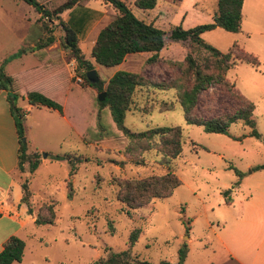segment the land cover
<instances>
[{"label":"rangeland","instance_id":"374dc122","mask_svg":"<svg viewBox=\"0 0 264 264\" xmlns=\"http://www.w3.org/2000/svg\"><path fill=\"white\" fill-rule=\"evenodd\" d=\"M158 3L170 7L165 15L155 19L157 29L163 32V47L157 54L159 62L146 63L150 56L147 53L126 55L115 67L93 64L89 52L96 32L107 21L105 17L78 46L91 61L98 80L106 82L117 71L167 80L171 72L166 62H180L186 54L200 62L209 55L188 40H172L170 32L177 27L187 30L209 24L207 15L213 12L215 0H158ZM0 7L1 56L15 48L13 37L22 31L16 29L20 21L16 19L14 7L5 0H0ZM131 9L133 16L146 23L141 10ZM253 9L244 10L237 33L216 28L200 34L199 40L221 54L235 44L257 58V68L236 63L227 71L225 80L253 105L251 119L259 137H251V129L240 121L229 125L227 135L205 133L199 126L187 125L177 105L170 110H158L160 101H172L171 91L151 94L136 90L123 125L132 132L154 127L181 129V153L169 165L180 184L169 197L153 199L141 208L128 210L127 216L124 206L114 197L115 180L162 175L168 169L152 153L144 154L140 165L125 157L126 140L116 130L108 109L98 104L97 96L101 92L77 75L75 62L67 52L56 43L48 51L47 48L32 51L41 28L36 21L38 15L30 8L28 24L23 21L22 40L28 51L13 62L6 57L0 69L7 75L28 71L24 74L27 82L22 84L24 89L46 78L48 69L43 73L44 69L38 67L49 56L63 60V67L52 78L54 87H44L42 90L46 93L42 95L59 105L64 122L55 112L18 101L23 108L21 139L26 153L36 152L39 159L38 167L31 174H19L21 181L29 183L31 214L35 216L43 204H53L55 215L53 225L29 224L21 231L19 235L25 248L19 264H94L109 253L122 251H127L134 261L150 264L166 261L178 264L180 251L184 252L180 264H228L216 235H221L233 253L260 259L254 247L260 246L264 251V169L254 167L264 165V40L259 35L264 33V6ZM106 13L109 19L115 11L108 5ZM50 29L55 41L62 36L56 22L50 24ZM34 71L37 74L30 75ZM74 76L80 78L79 86L74 84ZM32 91L36 92L34 88ZM235 107V101L224 88L213 86L200 94L195 115L211 119L231 113ZM56 155L76 159L72 177L68 178L67 162L54 159ZM69 180L70 199L65 188ZM237 220H242L240 227L234 223ZM133 229L139 230L138 237L128 248V236ZM179 235L188 237L190 244L186 237L179 240ZM235 238L240 245L235 243Z\"/></svg>","mask_w":264,"mask_h":264},{"label":"trees","instance_id":"16d2710c","mask_svg":"<svg viewBox=\"0 0 264 264\" xmlns=\"http://www.w3.org/2000/svg\"><path fill=\"white\" fill-rule=\"evenodd\" d=\"M28 5L37 15V22L41 28V35L32 47V51L48 48L55 42L51 34L50 24L56 22L62 36L57 39L59 48L69 54L75 62L78 76L85 79V73L93 70L89 59H86L78 47L76 31L67 23L60 20V14L73 7L82 6L87 0H20ZM109 5L115 13L110 20L102 26L94 39L89 52V58L93 64L104 68L118 66L126 55L150 53L146 63L156 64L157 54L163 47V32L152 24H145L136 19L126 4L121 0H101ZM242 0H215V8L211 14L209 24L197 25L187 30L179 27L170 32V38L175 41L188 40L193 45L202 48L209 55L197 62L190 54L183 56L180 62H166L165 65L171 72V78L167 80H154L145 77L141 73H129L124 71L115 72L106 82L98 80L91 86L98 87V92L104 93V99L98 102L101 108L106 107L116 130L126 140L123 154L135 165L143 162V155L152 153L160 157L161 164L168 169L162 175H152L139 179H117L115 180L114 197L117 202L128 210H136L147 205L153 199L167 198L172 191L179 186L180 182L174 175L170 164L175 161L181 153L182 133L178 127H154L140 132L128 130L123 121L125 114L131 110L132 97L135 91L155 93L171 91L172 101H160L158 110L160 112L170 110L177 105L183 114L187 125L201 127L202 131L209 134L227 135L229 125L238 121L251 129L250 136L258 138L254 130V121L251 119L253 105L238 94L234 85L225 80L226 73L236 63L247 64L254 68L259 66L258 61L251 54L240 50L235 44L230 51L221 54L212 47L202 44L199 35L213 29H221L228 33H237L240 29V8ZM155 0H134L132 6L139 10H150L154 7ZM47 33L48 35L44 36ZM48 61V60H47ZM47 61L41 63L38 69L47 67ZM37 70V69H35ZM31 72L30 75L37 74ZM42 72V71H41ZM6 75L0 69V92H5L8 109L13 117L14 128L17 136V172L31 174L39 164L36 152L26 153V146L21 142L23 137L21 121L23 113L18 106L22 99L19 91L25 83L24 74ZM44 73V72H43ZM28 81V80H27ZM27 83V82H26ZM25 83V84H26ZM31 83V81H29ZM219 86L224 88L235 101L236 107L231 113H224L211 119H200L195 115V107L202 92ZM23 99L30 106L44 107L56 111L62 116L61 108L57 103L46 96L28 91ZM56 160H64L69 165L68 178L75 174L76 159L68 156H54ZM255 170H263L264 165L254 167ZM20 188L22 196L20 202L26 206V212L31 214L29 207L28 182L21 181ZM66 197L72 196L71 182H65ZM53 204L41 205L34 216V225L44 226L54 224ZM139 230L133 229L128 236V248H130L138 237ZM24 243L15 236H10L2 244L0 251V264H12L20 262ZM178 264L183 260L184 252H178ZM94 264H150L145 261H134L127 251L109 253L104 259H98ZM161 264H167L161 263Z\"/></svg>","mask_w":264,"mask_h":264},{"label":"crops","instance_id":"0c3cea01","mask_svg":"<svg viewBox=\"0 0 264 264\" xmlns=\"http://www.w3.org/2000/svg\"><path fill=\"white\" fill-rule=\"evenodd\" d=\"M121 1H123L126 4L130 12L133 14L131 8L133 7L132 2L134 0H121ZM5 2L6 4L8 3L12 7H14V11L16 13V19L20 21L19 22L20 24L17 26L16 29L18 30L20 29V31L22 32L21 34H16L15 37H13L14 38L13 44L15 48L12 49L7 55H1L0 63H2V60L5 59L6 57H9L10 59H12L9 62H13L15 60L21 59L23 56L26 55L27 53L26 51H28L27 47H25V45L22 44V40L24 37L23 36L24 35L23 34V21H26V24H28V20H29L28 15H29L30 7L24 4L20 0H5ZM107 6L108 5L104 4L101 0H87L84 3V5L73 7L60 14L59 16L60 20L63 23H67L68 25H70L71 28L76 31V35L78 39L77 40L78 46H81L84 43V41L88 39V36L90 35V32L93 29V27L95 28L97 24H99V22L101 23L102 19H104L105 17L107 18V21L102 26H104L110 20L111 16L109 19L106 16ZM262 6H264V0H242L241 8H240L241 20L243 19V13L245 9L248 11H252L254 10L253 7L262 8ZM0 10H1V7H0ZM168 10H170V7L168 9L166 5L159 4L158 0H155V5L152 9L141 10V14H142L141 16L144 17L145 19L144 21L147 24H152V26L156 27L155 19L165 15L168 12ZM211 14L207 15L210 21H211ZM134 17L137 18L138 20L142 19V18H138L137 16H134ZM145 17H147L148 19H146ZM241 20H240V25H241ZM141 21L143 22V20ZM259 35L264 40V33H260ZM54 43H56V45L59 47L58 40H56ZM52 45H50L47 48V51ZM142 54H147V53H140L139 55H142ZM46 64H47V67L45 68V70H43V72L46 71V69H48V72L47 73L45 72L47 76L46 78L42 79V83L40 82L38 83L37 81L33 82L31 83L33 84V87L27 86V88L21 89L19 93L22 94L23 90L24 91L26 90L25 93L28 91H32V88H34L36 92L40 94H44L46 93L44 90H42L44 87L46 88H49L52 86L54 87L55 81L52 78L56 77L55 74L57 70L63 67L62 66L63 60L57 59V58L53 59L49 56V60L47 61ZM24 72L20 71L18 73L11 74V75H18ZM19 102L26 103V101L23 98ZM19 102L17 104L21 108V110H23ZM48 111L55 112L57 116L60 117V120L64 122V117L59 115L56 111H53V110H48ZM17 147H18L17 136H16V132L14 128L13 117L8 109V104L5 99V92L1 91L0 92V251L2 249V244L6 241L8 237L15 236L21 240L22 237H20L19 234L24 229V227L29 224H34L33 223L34 216L32 214H28L26 212V206L20 202L22 191L20 188L21 178L16 168ZM31 198L32 199L34 198L33 195H31ZM29 203H32V201L29 200ZM241 222L242 220H239V221L237 220L234 223H239V227H240ZM251 232H252L251 229L248 228V233H251ZM178 237L180 240L186 236L179 235ZM215 239L219 247L223 249L224 258H225L224 261L228 262V264H264V257H263L264 251L262 250L260 246L254 247V251H257V253L260 254L261 256L260 259L259 260H257L256 258L248 259V258H244V257H241L233 253L231 251L230 246L226 245L221 235L220 236L216 235ZM236 239L237 238H235V243L240 245V243ZM186 241L188 242V244H190L191 242L188 237H186ZM24 248H25V245H24ZM166 262L167 264H174L172 262H168V261ZM19 263L20 262L18 263L14 262L12 264H19Z\"/></svg>","mask_w":264,"mask_h":264},{"label":"water","instance_id":"95a60500","mask_svg":"<svg viewBox=\"0 0 264 264\" xmlns=\"http://www.w3.org/2000/svg\"><path fill=\"white\" fill-rule=\"evenodd\" d=\"M85 79L89 84H96L98 82V78L95 75V71L94 70H89L85 73ZM104 99V93H99L97 96V101L101 102ZM22 142H24V139H21ZM43 158H47L46 155H42Z\"/></svg>","mask_w":264,"mask_h":264},{"label":"built area","instance_id":"2783aa9c","mask_svg":"<svg viewBox=\"0 0 264 264\" xmlns=\"http://www.w3.org/2000/svg\"><path fill=\"white\" fill-rule=\"evenodd\" d=\"M73 80H74V84H75L76 86H79V84L81 83V80H80L79 77L74 76V77H73Z\"/></svg>","mask_w":264,"mask_h":264}]
</instances>
